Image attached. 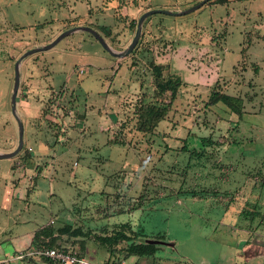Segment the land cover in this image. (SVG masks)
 <instances>
[{
  "label": "rangeland",
  "instance_id": "374dc122",
  "mask_svg": "<svg viewBox=\"0 0 264 264\" xmlns=\"http://www.w3.org/2000/svg\"><path fill=\"white\" fill-rule=\"evenodd\" d=\"M198 1L0 0V152L18 142L10 97L14 62L24 51L75 25L97 30L120 51L144 11L178 12ZM139 39L134 51L115 57L79 29L21 60L16 110L23 146L0 159V244L7 255L12 248L5 237L50 218L54 226L76 218L87 226L129 222L147 234L164 232L156 256L187 264H227L250 232L264 245L260 216L251 223L239 214L226 217L213 197L191 201L177 193L180 184L198 182L197 189H226L241 209L257 203L264 212V0L153 13ZM153 64L165 78L180 77L175 94L157 92ZM213 92L242 98L241 114L211 101ZM57 98L61 109L51 113L61 122L44 117ZM147 104L167 107L153 133L138 129ZM28 160L38 166L17 184ZM252 241L245 246L259 248ZM87 243L92 247L93 240ZM78 244L73 249L81 252ZM32 258L45 264L40 255Z\"/></svg>",
  "mask_w": 264,
  "mask_h": 264
},
{
  "label": "trees",
  "instance_id": "16d2710c",
  "mask_svg": "<svg viewBox=\"0 0 264 264\" xmlns=\"http://www.w3.org/2000/svg\"><path fill=\"white\" fill-rule=\"evenodd\" d=\"M211 1L223 2L225 0H208L206 2L209 3ZM139 40L132 49L133 51L137 47ZM153 66L156 80L155 88L157 89V92L162 95L167 89H171V94H175L176 86H178L181 82L180 77L173 75L165 78L161 75V65L153 64ZM212 95L214 98L210 99L211 101L218 100L223 102L227 107H229L231 111H234L238 115H240L243 111L242 98L225 92H213ZM57 100L58 101L55 104H50L48 107L49 110L44 112V117L47 120L61 122V119L58 117L57 113H51L52 107L54 110L61 109V103L59 102L58 98ZM145 106L146 108L139 114L140 122L138 129L146 133H153L156 130L158 122L166 116L167 107L165 105L158 104H147ZM118 140L121 141L122 138H114V141ZM221 142L224 143L225 139H222ZM182 150H187V146L185 144L182 146ZM190 153L198 154L195 149L191 150ZM194 163L201 164L200 160H196ZM21 166L24 168L32 167L35 170L37 168L36 166L38 165H35L34 167L33 161L28 160L25 161ZM219 167L227 168L225 164H220ZM229 167L232 166L230 165ZM218 178L221 181H224L227 177L219 175ZM196 184H198V182H196ZM196 184L190 187L187 186L185 188L182 186V184H180L179 188L177 189L178 195H189L195 199L213 197L216 202L222 205V210L227 209L228 206L236 199V195L234 193L229 195L228 193H230V191L226 189L221 190L211 186L204 187V185L202 188L197 189L195 188ZM261 212L260 205L254 203L252 204L251 209H247L246 207L242 208L240 215L249 223H251L255 217L260 216V222H262L264 220V212ZM88 240L99 241L108 248L109 252H123L124 256H129L131 254L149 256L153 255L158 249H160V246H158L157 243L158 241L160 242L166 240V235L165 233L161 232L147 234L143 231H140L139 229L135 230L132 228L129 222L113 224L106 223L97 226H87L86 224H83L82 221L75 218L73 223L65 222L58 227H54V224L51 222L39 225L34 231L32 245L34 247L33 250H40L46 247H55L60 250H68L73 248L72 246L76 243V241H79L78 247L80 250H83L85 242ZM77 253L80 255L79 251H77ZM45 258L48 261V257ZM105 264L115 263L114 261H111L106 262Z\"/></svg>",
  "mask_w": 264,
  "mask_h": 264
},
{
  "label": "crops",
  "instance_id": "0c3cea01",
  "mask_svg": "<svg viewBox=\"0 0 264 264\" xmlns=\"http://www.w3.org/2000/svg\"><path fill=\"white\" fill-rule=\"evenodd\" d=\"M33 171H34V168H32V167L31 168H24L23 167V172H20L19 179L16 183L17 184L23 183V180H24L26 173L33 174ZM232 179L237 180L236 178H232ZM51 183L52 182L49 183L48 193L52 195V194H54L55 190H54V187L51 185ZM186 196H188V195H186ZM189 198L191 201L196 200L192 196H189L188 199ZM206 199L209 200L208 198H206ZM177 201L180 202L179 199ZM234 204H237L236 208L232 207V205H234ZM241 207H243V204H241L238 197H236L235 201L232 202L228 206L227 209L223 210L221 215L226 216V217L233 216V218H234L236 216V214L240 215ZM49 222L54 223L51 218L48 220V223ZM38 226H36L34 228L27 229V228H23V225H19L18 226L19 232L16 235L5 237L7 244L10 245L12 248V252L10 255H7L6 252L9 250H6L0 244V261H1V264H40L32 258V255H37V254L32 253L33 251H35V250H33L34 247L32 245V239H33L34 231L36 230V228ZM236 226H237L236 223H234V226L231 227V229H235ZM54 227H58V226H54ZM241 229H245V228H241ZM245 230H247V229H245ZM249 232L250 231L247 230V233H249ZM250 233H249V235H247V239L244 242L245 245L250 243V242H253L252 240H254V241L256 240L254 237L255 235L253 234V236L251 238ZM257 235H260V233ZM166 240L160 241V242L158 241L157 244H166L165 243ZM255 242H257L256 245L260 249L259 248H253L250 246H245V245H243V247H236L233 249V252H234V254L237 255V257L234 258L232 256L233 255L232 254L230 257V261L227 264H264V245L260 244L259 241H255ZM168 244H170L169 241H167V245ZM75 246L76 245H73L72 247H75ZM80 251H81L80 256H82L83 258H85L89 262L97 263V264H105L106 262H111V261H114L115 264H120V263H122V264H187L186 261L175 262L173 259L169 260L170 258L168 256L167 257L166 256L164 257L163 255L156 256L157 251L153 255H149V256L136 255V254L124 256L123 252H120V253L109 252L108 248L104 244H102L99 241H95V240L93 241L92 247H88V243L86 241L84 249L80 250ZM254 251H261V252L255 253ZM41 257L43 258L45 264H55L50 258H48V261H47L44 256H41ZM24 259L26 260L25 262L20 261V260H24Z\"/></svg>",
  "mask_w": 264,
  "mask_h": 264
},
{
  "label": "water",
  "instance_id": "95a60500",
  "mask_svg": "<svg viewBox=\"0 0 264 264\" xmlns=\"http://www.w3.org/2000/svg\"><path fill=\"white\" fill-rule=\"evenodd\" d=\"M206 1H208V0H200L197 3L191 5L190 7L186 8L184 10L178 11V12H173V11L164 10V9H148V10L144 11L139 16V18L137 20L135 33H134V36H133L131 42L128 44V46L126 48H124L120 51L114 50L105 41L103 36L97 30H95L89 26H86V25H75V26H72L70 28H67V29L63 30L62 32H60L49 43H46V44L40 45V46H36V47H33L31 49L24 51L14 62V79H13V86H12L11 97H10L11 112H12L13 116L15 117V119L17 121V125H18V142H17L16 147L13 150L7 151V152H0V159L1 158H10V157L16 155L21 150V148L23 146V123H22V120L17 113V110H16V97H17V91H18L19 81H20L19 66H20L21 60L25 56H27L31 53L37 52V51H41V50L51 48L53 45H55L64 36L70 34L71 32H73L75 30L80 29V30H86V31L90 32L111 55H113L115 57H123V56H126L127 54H129L131 52V50L135 47V45L139 39L140 33H141L142 22L144 21V19L147 16H149L153 13H158V12L166 13V14H176V15L186 14L192 10L197 9L198 7L203 5Z\"/></svg>",
  "mask_w": 264,
  "mask_h": 264
},
{
  "label": "built area",
  "instance_id": "2783aa9c",
  "mask_svg": "<svg viewBox=\"0 0 264 264\" xmlns=\"http://www.w3.org/2000/svg\"><path fill=\"white\" fill-rule=\"evenodd\" d=\"M32 253L48 257L55 264H97L87 261L85 258L78 255L77 251L74 249L60 250L55 247H46L40 250H35Z\"/></svg>",
  "mask_w": 264,
  "mask_h": 264
}]
</instances>
